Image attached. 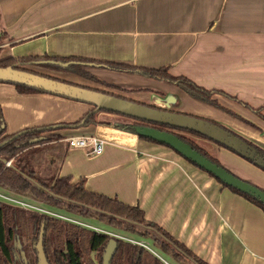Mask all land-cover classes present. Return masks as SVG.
Listing matches in <instances>:
<instances>
[{"label":"crops","instance_id":"obj_1","mask_svg":"<svg viewBox=\"0 0 264 264\" xmlns=\"http://www.w3.org/2000/svg\"><path fill=\"white\" fill-rule=\"evenodd\" d=\"M0 34L7 35L2 59L79 58L166 68L174 77L223 93L214 97L219 104L264 135L263 118L251 110L264 107V0H0ZM43 62L24 67L149 106L160 105L161 93L194 99L174 84L137 73L84 67L112 85L106 87L39 67ZM0 108L4 137L53 127L44 134L55 140L28 150L33 157L39 155L38 148L53 152L47 159L53 182L68 178L74 185L84 180L88 192L138 207L147 223L206 264H264V211L173 149L114 125L65 127L79 122L93 107L47 93L21 94L6 83H0ZM176 110L224 121L225 127L233 119L205 105L194 112ZM112 116L118 115L100 113L97 120ZM91 136L105 140L99 155L69 145L70 138ZM215 145L223 166L264 189V171ZM75 223L90 225L78 219Z\"/></svg>","mask_w":264,"mask_h":264},{"label":"trees","instance_id":"obj_2","mask_svg":"<svg viewBox=\"0 0 264 264\" xmlns=\"http://www.w3.org/2000/svg\"><path fill=\"white\" fill-rule=\"evenodd\" d=\"M6 34H0V51L2 50V41L6 39ZM36 61H45L40 63L38 66L57 72L70 73L80 76L86 80L93 81L95 83L101 84L106 87H112L106 82H103L90 74L88 71L84 70V67L88 66H99L101 68H107L111 70H117L121 72L137 73L146 78L154 79L157 81L168 82L178 86L184 92L194 99H197L205 104L216 107L225 111L226 113L243 120L237 114L223 108L217 100L213 99L214 95H223V93L218 91H207L204 88L199 87L192 81L183 77H174L169 74L168 69H141L132 68L124 65H117L113 63H99L95 61H90L86 59L79 58H49L44 57L42 59L28 58L16 60L14 58H6L0 60V68H6L12 66L15 69L34 71L26 69L24 66L32 65ZM59 63H69L68 66H62ZM38 74V73H37ZM12 85V84H11ZM16 90L21 94H44L45 92L25 87L22 85H13ZM107 93V92H104ZM109 94V93H107ZM113 95V94H111ZM117 96V95H114ZM232 100L234 99L228 95H225ZM120 97V96H117ZM123 98V97H120ZM126 99V98H125ZM129 100V99H127ZM131 101V100H130ZM247 108V105L244 104ZM93 108L89 113H87L79 122L72 125H64L68 128H80L90 125H114L118 128H123L126 131L133 132L135 125H139L135 119L132 120L133 124H113L109 121H98L97 116L100 113H106L111 115H118L108 111L95 112ZM257 115H260L264 119L262 114L264 107L259 109H251ZM84 125L81 126V123ZM214 122V121H212ZM215 124L220 125L217 122ZM252 128L258 130L253 124L247 123ZM222 126V125H220ZM228 131L233 132L235 135L258 149L264 154V150L244 138L243 136L237 134L236 132L230 130L227 127L222 126ZM162 130H171L178 132H185L191 135L197 136L208 140L206 137L201 136L195 132L187 131L184 129H178L168 126L161 127ZM53 131V127L46 129H31L22 132V134L16 136H5L6 129L5 123L2 117V111L0 108V145L7 142L4 146L0 147V187L6 189L12 193L21 196H29L32 199L45 203L51 207L57 209H64L71 214L77 216L97 219L110 227L123 229L127 232H133V228L126 227V222H131L136 225L144 226L146 225L149 229L154 230L156 233L161 234L162 238L165 240L154 239V243L159 249L171 257L176 262H183L181 253L175 251L172 246H175L179 250H182L186 254V258L193 260L198 264H206L203 261L195 257L190 251H188L183 245L178 243L174 238H172L168 233L159 228L158 226L147 223L144 218V213L138 207H131L119 202L116 199H111L102 195L94 194L88 192L85 189V181L81 180L77 184H71L68 178L56 179L51 186L44 185L40 188L30 179H28L24 174L18 172L13 167L5 166L3 160H10L23 153L25 150L32 148L37 145H42L52 141L53 137H42L45 132ZM177 134V133H176ZM182 140L193 146L194 149L198 150L201 154L206 156L208 159L212 160L218 165H222L216 158L211 157L207 152L198 148L194 143L187 140L185 137L177 134ZM12 139V140H10ZM140 139L157 143L151 139L140 136ZM159 144V143H158ZM162 145V144H161ZM219 145V144H218ZM165 146V145H164ZM221 146V145H219ZM222 147V146H221ZM190 162V161H189ZM252 165V162L248 161ZM193 164V163H192ZM195 165V164H194ZM197 166V165H195ZM198 167V166H197ZM199 168V167H198ZM201 169V168H200ZM260 169V168H259ZM203 170V169H202ZM262 170V169H261ZM205 171V170H204ZM264 171V170H262ZM35 179L32 172L26 173ZM210 174V173H208ZM214 177L212 174H210ZM215 178V177H214ZM217 179V178H215ZM218 180V179H217ZM219 181V180H218ZM223 184L221 181H219ZM225 187L237 193L250 202L254 203L264 211V204L258 199L242 193L232 187ZM24 220L27 222L29 228L34 234V239L38 238L40 227L45 223V250L48 255V260L50 264H103V256L105 250L110 242V240L115 239L117 241V250L113 256L111 264H164L159 259L151 255L147 250L138 245H133L120 239H116L106 233L97 232L94 230L87 229L81 225L69 222L64 219L57 217H52L48 215H39L32 212L23 211V209L9 205L5 202L0 201V264H17L15 260V246L14 242L16 240V227L20 225V222ZM172 244V245H171ZM95 253V260L92 259L91 255Z\"/></svg>","mask_w":264,"mask_h":264},{"label":"water","instance_id":"obj_3","mask_svg":"<svg viewBox=\"0 0 264 264\" xmlns=\"http://www.w3.org/2000/svg\"><path fill=\"white\" fill-rule=\"evenodd\" d=\"M59 64L62 66L69 65V63ZM0 83L22 85L47 94L86 103L95 108L94 111L97 113L104 110L135 119L139 125L134 126L132 133L173 149L186 160L205 170V172L212 174L226 186L248 194L264 204V189L238 177L225 166L214 163L194 149L192 145L182 140L174 131L161 129L163 126H168L195 132L206 137L209 141L221 145L244 160L252 162L257 168L264 170V154L262 152L233 132L210 120L137 103L53 77L15 69L12 66L0 68ZM177 100V97L172 95L165 100L160 99L159 104L170 108L172 107V103ZM83 125L84 122L81 123V126ZM20 134L22 133H18L16 136ZM7 142L2 143L0 147L4 146ZM3 162L7 163L6 160H3ZM44 238L45 224L41 228L36 247L39 264H49L44 251ZM117 245L115 239L110 240L103 256V264H111L117 250Z\"/></svg>","mask_w":264,"mask_h":264},{"label":"rangeland","instance_id":"obj_4","mask_svg":"<svg viewBox=\"0 0 264 264\" xmlns=\"http://www.w3.org/2000/svg\"><path fill=\"white\" fill-rule=\"evenodd\" d=\"M4 41H5V39L2 41V43H3L2 45H4V43H5ZM0 54H1V51H0ZM0 60H2L1 55H0ZM28 69L30 70L31 68H28ZM32 70L34 72H40V73L44 72V70L39 69V68H33ZM90 74H92V73H90ZM171 95H173L172 92L164 93V94L161 93V98L163 100H165ZM184 95L185 94H182V97L180 96L179 98L176 95H173V96H176L178 100L176 102L172 103V107H170V108L166 107L165 105H159V106L156 105V107L167 109L170 111H173V108H178V109H181L182 111L186 110V111L194 112V110L196 111V108H198V107L203 108L204 105L210 106V105L205 104V103H203L197 99H191L189 97H184ZM215 96L216 95H214V97ZM214 97H213V99H215ZM215 100H217V99H215ZM211 107L215 108L216 110H221V109H218V108L213 107V106H211ZM228 115L233 119L229 120V123L225 122L226 124H228L227 128H229L230 130H232V131L236 132L237 134L243 136L244 138L248 139L249 141L253 142L254 144L259 146L260 148H262V149L264 148V135L262 133L263 132L262 130H261V132H258V130L255 131L254 128H252L250 125L247 124L248 123L247 120L243 121V120H240L238 118H235L234 116H231L230 114H228ZM112 117H113L112 119L108 118V120H107L105 118L106 120L99 119L98 121H110V120H112V122H116V124L117 123L118 124H133L134 123L132 120L124 118L123 116H117V117L112 116ZM215 121L218 123L220 122V125L222 122H224V121H220L218 119H215ZM222 126L225 127V125H222ZM247 131L249 134L246 133ZM250 132L253 135H251ZM175 133L185 137L187 140L194 143L198 148L207 152L211 157L216 158V159L218 158V155L216 152V149H218L217 148L218 146H216L215 144H212V142L207 141V140L202 139V138H199L197 136L191 135L189 133H185V132L176 131ZM258 134H260L259 135L261 138L260 140H258V137H257ZM42 137H46V138L47 137H53L52 138L53 140H55L54 138H56V136H51L48 133L43 134ZM43 145L44 144H42L41 146H43ZM29 149H27V151L25 150V152L19 154L18 156H16L13 159H10L8 161L6 160L7 163H4L5 166L15 168L18 172L24 174L28 179H30L32 182H34L40 188H44L43 184L51 186L53 181H52V178H49V177L52 176L54 172H53V170H51L49 168V165L47 164L48 163L47 159L50 158V156H51L50 154H53V152H51L49 148L48 149L44 148V147L38 148L36 153H39V155H36V157H33V155L31 154L32 152L29 153V151H28ZM217 160L219 161V159H217ZM33 171L37 172V174L33 173ZM30 172H32L34 174L35 179H32V176H30L29 174H26V173H30ZM44 189L46 190V188H44ZM0 192L3 194H6L8 196H11L15 199H18L19 201L24 203V206L20 205V204L18 205V204L8 203L9 205L16 206V207H19L21 209H27V210L36 211L38 213L47 214V215L57 217L60 219L66 220L67 219L66 217H68L70 219L69 221H72L74 223H75V220L78 219L80 221H84L85 224H90L91 226L88 225V228L90 230L95 229L94 231L101 232V233L112 232V237H114L116 239L123 240V241L128 242V243L133 244V245H138L140 247H143L151 255H153L154 257L159 259L164 264H198V263L194 262L193 260L186 258L187 256H186L185 252H183L182 250H179L175 246H172V247L175 251L181 253V255L183 256L182 257L183 262H180V263L176 262L171 257L170 254L169 255L164 254L159 249V247L156 246V244L154 243V239H159V238H161L162 240H165V239L162 238L161 234H158L154 230L149 229L146 225L140 226V225H136V224H133V223L127 221L126 227L131 226L133 228V230H135L134 233L133 232H127L124 230V228L123 229H118V228L116 229V228L108 226L107 224H105V223H103L97 219L75 217V216H73L75 214L72 215L71 213L67 212L64 209L60 210V209L51 207L45 203L36 201L29 196L16 195L15 193H11L10 191L3 189V188L0 189ZM5 203H7V202H5ZM63 217H65V218H63ZM38 239H39V236L37 239H34V233L29 228L27 222L22 220L20 222V225L16 227V240L14 242V246L16 248V259H17L19 264H37L36 263V261H37L36 246L38 243ZM21 255H22V257H24L25 262L24 261L22 262L20 260Z\"/></svg>","mask_w":264,"mask_h":264},{"label":"built area","instance_id":"obj_5","mask_svg":"<svg viewBox=\"0 0 264 264\" xmlns=\"http://www.w3.org/2000/svg\"><path fill=\"white\" fill-rule=\"evenodd\" d=\"M69 145L73 148L77 149H88L90 155H99L103 152L104 146H105V140L96 137H73L68 140ZM0 200L12 203V204H20L24 206V203L19 201L18 199H15L11 196H8L6 194H3L0 192ZM72 222V221H71Z\"/></svg>","mask_w":264,"mask_h":264},{"label":"flooded vegetation","instance_id":"obj_6","mask_svg":"<svg viewBox=\"0 0 264 264\" xmlns=\"http://www.w3.org/2000/svg\"><path fill=\"white\" fill-rule=\"evenodd\" d=\"M0 201H2V200H0ZM2 202H4V201H2ZM8 204V203H7ZM23 211H27V212H32V213H34V214H37L38 212H36V211H32V210H27V209H23ZM39 215H42L43 213H38ZM43 215H47V214H43ZM48 216H50V215H48ZM75 217H80V216H76V215H74ZM53 217V216H52ZM63 218H65V217H63ZM67 219V221H69L70 219L68 218V217H66ZM65 220V219H64ZM69 222H71V221H69ZM74 223V222H73ZM45 224V223H44ZM43 224V225H44ZM75 224H77V223H75ZM42 225V226H43ZM79 225V224H78ZM42 226L40 227V230H39V234H38V236L40 237V233H41V228H42ZM82 226V225H81ZM84 227V226H83ZM85 228H87V227H85ZM87 229H89V228H87ZM34 234H35V232H34ZM109 235V234H108ZM38 241H39V239H38ZM38 244V243H37ZM37 247V246H36ZM36 251H37V249H36ZM44 251H45V255H46V258H47V260L49 259L48 258V255L46 254V250H45V238H44ZM91 257H92V259L93 260H95V253H93L92 255H91ZM15 260H16V262H17V264H19L18 263V261H17V259H16V248H15ZM20 260L23 262H25V260H24V257H22V255L20 256ZM48 262H49V260H48ZM36 263L37 264H39V261H38V254H37V261H36ZM49 264H50V262H49Z\"/></svg>","mask_w":264,"mask_h":264}]
</instances>
